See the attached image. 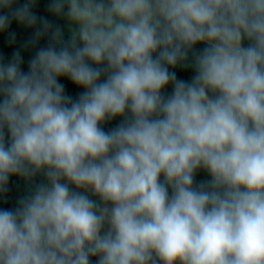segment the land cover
I'll use <instances>...</instances> for the list:
<instances>
[{
    "label": "clouds",
    "instance_id": "clouds-1",
    "mask_svg": "<svg viewBox=\"0 0 264 264\" xmlns=\"http://www.w3.org/2000/svg\"><path fill=\"white\" fill-rule=\"evenodd\" d=\"M14 3L0 264H264V0H48L63 26Z\"/></svg>",
    "mask_w": 264,
    "mask_h": 264
},
{
    "label": "trees",
    "instance_id": "trees-1",
    "mask_svg": "<svg viewBox=\"0 0 264 264\" xmlns=\"http://www.w3.org/2000/svg\"><path fill=\"white\" fill-rule=\"evenodd\" d=\"M24 0H15L14 7L22 4ZM47 3L48 0H36V3L33 7V12L38 16H43L46 19L51 20L54 23H58L63 26L62 20H57L55 17L50 16L47 11ZM8 32H15L16 40L15 43L9 44L8 40ZM31 36V29L25 28L24 26L18 24L15 20H12L9 24L8 28L0 33V59L7 61L11 58V55L14 51L19 50L22 57V70H27V62L31 58L33 54V49H26L23 47L25 41H27ZM46 41L41 39L39 46H44ZM201 47V46H198ZM177 78L183 80H189L192 76V72L190 69H177L176 70ZM60 83L64 85L65 93L75 99L82 89L74 86L71 81L66 78H61ZM170 92V87L166 90ZM119 123L118 119H114L111 122H106L103 127L105 131L109 130L112 127H115ZM208 179L207 174L204 172H198L195 176V182L199 183ZM25 192V185L22 179L12 176L9 178L7 191L3 194V198H0V207L3 208H12L15 206L16 200L19 196L23 195ZM93 264H95V258H92Z\"/></svg>",
    "mask_w": 264,
    "mask_h": 264
}]
</instances>
